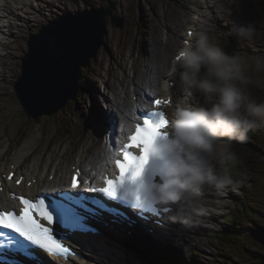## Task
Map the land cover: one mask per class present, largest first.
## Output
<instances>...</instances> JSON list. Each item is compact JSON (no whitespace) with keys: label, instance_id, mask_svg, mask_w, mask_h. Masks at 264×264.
Segmentation results:
<instances>
[{"label":"rangeland","instance_id":"obj_1","mask_svg":"<svg viewBox=\"0 0 264 264\" xmlns=\"http://www.w3.org/2000/svg\"><path fill=\"white\" fill-rule=\"evenodd\" d=\"M9 1L17 4L20 0ZM29 3L28 0L26 10L31 18L22 17V21H19L20 26L14 27L10 36L5 35L8 43L0 49L2 51L0 70L4 71L0 75V149L8 150L9 156L6 158L19 151L20 143L32 139L33 143H36L32 144L34 145L32 151H35L26 162H31L35 156L46 159L58 145L68 144L67 152L61 154L59 159L64 165L69 164L66 160L76 155L75 148L82 140L78 138V144L74 146L71 143L73 137L78 135L79 130L81 137L86 135L89 138V132L94 133L89 123L91 112L98 114L100 137L107 125H115L114 121H111L114 117L110 105V95L113 92L120 94L121 92H117L119 88L129 84L132 79L142 81V87L147 91L149 89L153 92L155 88L158 89L162 82L161 77L168 72L166 65L174 63L176 52L183 43L186 28L189 27L187 23H190L186 19H189V16L192 18L193 13L197 11L204 15L202 18L197 12L200 29L204 27L201 31L199 29V32H207L209 37L229 54L264 55V0H51L48 4L45 2L38 4V9ZM112 3L115 4V9L112 16L107 15L105 18L107 35L104 45L89 66L81 68L82 77L77 96L55 114L42 113L29 117L15 92V86L23 75V59L29 52V39L51 20L70 13L92 11L94 8L106 11ZM113 19L124 20L123 27L113 24ZM240 25L255 28L257 33L250 44L234 34L233 29ZM246 75L250 79L248 88L252 97L264 100V69H257L255 63L250 62ZM153 79L158 81L157 84L148 85L147 82ZM131 88L122 87L126 90L125 100L129 99L128 93ZM142 92L141 90L140 94ZM119 104L122 105L124 102ZM118 111L120 115L116 131L123 117L121 110ZM103 123L106 124V128L102 126ZM111 133L107 134L109 138L107 146L110 151L118 141ZM111 136L114 138L113 141L110 139ZM248 137L243 144L234 142L238 159L232 172L238 186L235 189L226 188L219 194L220 199L214 204L207 203L209 210L206 214L207 219L200 220L202 226L193 222L196 225L193 231L186 232L184 237L173 236L169 240L182 251L194 252L196 256L192 255L190 258H195L197 263L200 261L204 264H264V238H261L260 243L252 244L250 251L246 253L238 252L234 248L229 252L224 251L222 248H225V245L217 237L223 230L231 227L232 223L228 219L239 213L243 215L245 228H254L256 232L264 234V128L251 130ZM87 138L84 142L88 141ZM28 142L30 146L31 143ZM97 152L98 147L93 144L92 155L89 157L93 158V154L96 155ZM106 152L108 151L104 153ZM245 195H248V200L244 198ZM247 205L253 207V210H249L251 214L244 212ZM209 225L211 227L206 228ZM140 249L142 246L138 244L132 247L130 250L137 252L134 253L137 261L132 260V257L128 260H132L134 264H165L166 261L158 259L159 249H151L146 252L147 254H143L144 250L142 252ZM164 250L168 251V247ZM126 262L128 261L111 260L106 263L127 264Z\"/></svg>","mask_w":264,"mask_h":264},{"label":"clouds","instance_id":"obj_2","mask_svg":"<svg viewBox=\"0 0 264 264\" xmlns=\"http://www.w3.org/2000/svg\"><path fill=\"white\" fill-rule=\"evenodd\" d=\"M233 32L249 44L257 33L250 25ZM178 55L184 97L171 112L167 134L147 144L156 175L144 193L156 204L185 202L176 219L189 222L207 210L206 189L221 194L238 186L232 172L238 159L234 142L243 144L251 130L264 128V100L252 97L246 70L250 62L264 69V55L229 54L204 31ZM124 126L131 131L135 124L125 119Z\"/></svg>","mask_w":264,"mask_h":264},{"label":"bare ground","instance_id":"obj_3","mask_svg":"<svg viewBox=\"0 0 264 264\" xmlns=\"http://www.w3.org/2000/svg\"><path fill=\"white\" fill-rule=\"evenodd\" d=\"M18 2H21V0ZM27 3H28V1L24 2V4H27ZM91 16L92 15L90 13L89 17H91ZM195 16H197V17H195ZM198 16H199L198 13L195 12V13H193V18H194L193 20L192 19H186L187 21L190 22V23L186 22L188 25H190L188 28H186L187 31L190 28L194 29L195 32L199 31L200 19L198 18ZM15 17H16V15L14 14L12 19H14ZM34 21H36V19ZM57 21H58V27L57 28H63L65 25H78V22L75 20V16H72L69 18L68 17H62L61 21H59V19H57V20L52 21V22H57ZM11 29H12V21L9 18V16L7 15L6 9L4 7V3L0 2V49H1V46H4L5 44L8 43L6 40L7 39L6 36H10ZM52 34H53V32L51 30H46V37L51 36ZM84 34H85V42H88V40H89V29L87 31H85ZM194 40H195V35H194ZM50 41H51V39H50ZM183 47H184V44L181 45V49ZM1 52L2 51H0V53ZM77 61H78V59H77ZM173 62L175 63V64L173 63L174 66L166 65V67H168L170 69L169 75H168L169 80L167 81V84L162 82V84H161L162 87L160 86L159 91L161 93V96H165V97L170 96L171 98L172 97L175 98V100H176L175 106H176L178 99H181L184 97V93L182 92L181 86H180V71H182V69L178 68L179 61L177 60V57H174ZM78 65L79 64H76V65L70 64V67L72 69L76 70ZM3 73H4V71L0 70V75ZM166 74L163 75L162 77L165 78ZM162 77H161V79H162ZM46 78H47V83L51 84V87H50L51 89H50L49 93H51L53 91L52 88H54L56 91L63 90L65 93H69L70 88H72V87L75 88L74 83L71 82V83H69V85H63V84H61L60 80L59 79L57 80L55 78V76H53V75L47 74ZM172 81H174L173 87L170 85V82H172ZM20 85H22L21 82H20ZM125 91L126 90L122 89L120 94H114V96L111 98V105H115L118 102L119 103L124 102V104L125 103L135 104V102L133 100V98H134L133 95L135 94V92L133 94H131V97L128 100H125L124 99ZM26 92L30 93V94L41 95L40 94L41 91H39L36 86L29 88V89H26ZM27 103H28V101H27ZM124 104H122V107H118V109L121 110L122 116H123L121 118L122 119L121 123L123 124L125 119H127L131 122H134L135 120H133L131 115H132V113L134 114L135 109L130 111V109L127 108L126 104L125 105ZM31 108H33L32 105H31ZM168 110L170 111V108H168ZM171 112H172V110L170 111V113ZM105 125H106L105 123L102 124L103 127H105ZM125 129H126V131H125ZM124 131H125V133L129 132V130L123 124L122 133ZM119 136H120V134H119ZM12 138H13V136H12ZM78 138H79L78 135L73 137L71 143L74 146H76L78 144L77 143ZM86 138H87V136L84 137V140H86ZM87 139H88V141H86V142H84V140L83 141L81 140V142L79 143L80 145L77 148H75L77 153L74 156V158L66 160L67 162L71 161L67 165L63 164V161L61 159H59V156L61 154L67 152L68 144L65 146L58 145L56 148L53 149L52 154L49 155V157H47L46 159L42 156H37V157L35 156V158H33V160L31 162H26V161L30 157L31 153L35 151V150L32 151V147L34 146L32 144H36V143H33L32 139H28L24 143H20V145H19L20 148L18 149L19 151L17 150L18 152L12 154L11 155L12 157L10 156V157L6 158L7 155L9 156L8 150L6 148H4V149H6V151H4V149H0V182H1V185L4 186L6 189L5 192L1 193L4 197V199L10 197L9 191H11V190L20 191L23 193L24 192L25 193H31L33 195H38L41 193L42 187L47 185V184L52 185V184L57 183L58 181L61 183L69 182L71 173L74 171H77L79 168L81 169V166L83 167V169L85 171H89L88 170L89 167L91 165H93L95 168L97 167L101 172H105L107 166L112 163L113 158L116 156V151H117V148L119 146H117V148H114L115 145H113V147L110 151L109 147L107 146V145H109V140H108L109 138L107 137L105 142H99V141L97 142V136L92 134V133H90L89 138H87ZM110 139H112V141L114 140V138L112 136ZM28 141H30V143H31L30 146H29ZM90 142L92 144L89 145ZM117 142H120V140L118 139ZM93 144H95L98 147V152L96 155L93 154V158H90L89 156L92 155L91 149H92ZM106 150L108 152L104 153ZM88 159H90V162H88ZM13 170L17 171V174L14 176V179L12 181L5 179V177L3 176L2 173H6L7 175H11V171H13ZM21 175H25V180L21 186H17L15 184V182L17 179H19V177ZM51 175H53V178H51ZM28 181H33V184L31 186H28L27 185ZM62 194L63 193H59L58 197L59 196L61 197ZM247 197H248V195H245L244 198L247 199ZM203 198L205 201H207V203L209 202L211 204H214L216 202L214 199H217L216 197L212 196L209 193V190L206 191V195L203 193ZM118 201L121 202L119 204H122V200H118ZM52 202H55V201L52 200ZM177 205H180V203H178ZM2 207L4 209H7L4 205H2ZM69 212L71 213V210H69ZM207 213H208V209L206 211H204L202 215H200L199 217H197L196 219H194L192 221L194 222L195 220H198V221L206 220L207 219L206 218ZM240 218H242V217H240ZM192 221L190 220L189 222H182L180 220H177L176 218L174 219L173 217H168L167 218L168 224L166 226H164L163 228H161L160 226H154L153 232H149L148 236L150 238L156 237L155 240H156V242H158L157 244L153 245V243L149 242V241L148 242L150 245L146 244L147 243L146 239L145 240L140 239V242L138 240L134 239V240H131V242L134 245H136V244H138V246L141 245L142 249H140V250H142V252L144 250L143 254L148 252L151 247L154 249H159V250H161V248H163V247H168L170 249L169 252L172 254L171 258H174L176 260V263H178V264H204V263H201L200 261H199V263H197V261H195L196 260L195 258L194 259L190 258L192 255L196 256V254L194 252L191 253V252H187V251H182L179 248H175L176 244L174 242L169 241L167 243L166 240L168 238L164 237V239H165L164 241H162L161 240L162 238H160L163 235L167 236L168 235L167 231H171V230L174 231L176 234L184 233V231L180 232L181 230H179V224L185 223L187 225V230H188V229H190L189 227L194 226ZM123 224H125V223H123ZM198 225L202 226L203 224L198 223ZM144 227H146V226H144ZM204 227H206V226H204ZM210 227L211 226L209 225L206 228H210ZM201 229H203V228H200V230ZM223 231H225V230H223ZM112 232H113V234L111 236H113V237H111V236L110 237L112 238V241L114 242L113 248L104 247V248L100 249L99 247L92 244L90 241H88L85 238H82V239L76 238L74 241L71 240V243L73 244V246L80 249L83 256L82 257H80V256L71 257L69 259V261H61V264H107L106 262L111 261V260L128 261V262H126L127 264H134V262H132V260L137 261V256L134 254L136 251H128L127 250L128 246H125V242L122 241L123 236L122 237L118 236L116 234L115 228H112ZM144 232H146V231L144 230ZM88 235L92 236V237L94 236L91 233ZM217 237H218V239L221 240V234L220 233L217 235ZM116 243H120V244L124 243V247H120V246L116 245ZM221 243L226 246V244L224 242L221 241ZM126 244L129 245L131 243H126ZM158 244H160V245L158 246ZM130 248L132 249V246H130ZM129 257H132L133 259L129 261L128 260ZM160 257H162V256H160ZM160 257L158 259H160ZM156 261H158V260H156ZM160 262H162V261H160ZM32 263L36 264L35 262H32Z\"/></svg>","mask_w":264,"mask_h":264},{"label":"snow or ice","instance_id":"obj_4","mask_svg":"<svg viewBox=\"0 0 264 264\" xmlns=\"http://www.w3.org/2000/svg\"><path fill=\"white\" fill-rule=\"evenodd\" d=\"M180 60V55L177 56ZM156 105L166 103L160 99H155ZM141 115H145L141 113ZM152 119L145 115L142 123H137L135 131L128 137V142L118 149V158L114 160L119 174L114 178L105 177L106 186L86 189L91 192H102L107 196L116 198L123 197L134 201L140 208H150L153 212H158L156 203L149 200L144 193V187L155 178V170L149 166L147 144L150 140L159 135H166L169 120L165 112L153 110ZM139 149V152L134 151ZM79 175V173L77 174ZM70 188H81L80 182L73 177ZM54 193V192H53ZM23 208L16 211L0 210V261L2 264H19L15 257L22 254L25 257H32L34 247L46 250L50 254L66 255L69 248L65 247L61 241L52 234V229L44 226L33 216L34 211H41L47 221L52 222L56 218L52 211H48L49 205H45V200L40 199L34 202L31 199L21 197ZM169 209L165 207L164 212ZM3 229H7L6 233Z\"/></svg>","mask_w":264,"mask_h":264},{"label":"water","instance_id":"obj_5","mask_svg":"<svg viewBox=\"0 0 264 264\" xmlns=\"http://www.w3.org/2000/svg\"><path fill=\"white\" fill-rule=\"evenodd\" d=\"M114 9L115 4L112 3L106 11L102 8H94L86 13H70L62 17L75 16L78 25L57 28L58 21H51L29 39V52L23 59V75L15 86L17 96L28 116H38L42 113L54 114L70 99L77 96L79 80L82 77L81 67H87L104 44L107 35L105 18L107 15L112 16ZM90 13L91 17H89ZM62 17L58 18L59 21ZM123 22L124 20H112V23L119 27H123ZM88 29L89 40L85 42L84 32ZM46 30H51L53 34L46 37ZM70 64L79 65L74 70ZM47 74L55 76L63 85H69L72 82L75 88H70L69 93L52 88L53 91L49 93L51 84L47 83ZM35 86L41 91V95L26 92V89ZM137 240L140 242V239Z\"/></svg>","mask_w":264,"mask_h":264},{"label":"trees","instance_id":"obj_6","mask_svg":"<svg viewBox=\"0 0 264 264\" xmlns=\"http://www.w3.org/2000/svg\"><path fill=\"white\" fill-rule=\"evenodd\" d=\"M249 210H253L252 205L245 206L244 212L246 214L252 213ZM243 220V215L241 213H239L235 217L230 218V223H232L231 227L220 233L221 241L226 244L225 248H222L224 251L228 250L229 252L230 249L234 248L238 252L248 253L252 244H258L262 241L261 238H264V234L256 232L254 228H245L243 226ZM171 255L172 254L167 250H163V252L160 253L159 257L162 256L160 257V259L166 261L165 264H178L176 263V260L174 258H171Z\"/></svg>","mask_w":264,"mask_h":264}]
</instances>
